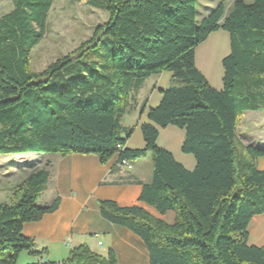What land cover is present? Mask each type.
<instances>
[{"label": "trees", "instance_id": "trees-1", "mask_svg": "<svg viewBox=\"0 0 264 264\" xmlns=\"http://www.w3.org/2000/svg\"><path fill=\"white\" fill-rule=\"evenodd\" d=\"M0 16V155L95 154L121 164L147 153L151 172L139 200L160 214L174 212L171 224L139 206L99 201L101 216L144 242L149 264H264V246L248 244L247 227L264 214V149L243 144L240 117L264 111V0L218 2L199 20L197 0H85L107 12V20L70 52L41 71L30 67V52L45 33L53 0H10ZM80 2L82 0H68ZM217 30L229 36L221 60L222 88H213L195 65V50ZM171 72L149 121L185 133L188 170L156 144L158 131L140 125L143 148H126L132 129L120 123L131 91L152 74ZM119 145V147H118ZM26 163L29 172L0 201V264H17L19 254H45L22 234L27 222L57 207L37 202L50 172ZM30 264H117L86 244L70 249L63 262Z\"/></svg>", "mask_w": 264, "mask_h": 264}, {"label": "crops", "instance_id": "crops-1", "mask_svg": "<svg viewBox=\"0 0 264 264\" xmlns=\"http://www.w3.org/2000/svg\"><path fill=\"white\" fill-rule=\"evenodd\" d=\"M223 34L220 30L212 32L195 50L196 67L206 78L213 80L211 84L217 90L222 85L216 78V62L210 59L205 66L198 62L196 53L204 46L208 48L210 44L211 51L217 57L219 54L218 59L221 61L229 52L225 50ZM170 79L169 71L152 74L131 91L129 106L120 119L125 130L132 129L125 147L143 148L145 142L141 136L140 125L151 123L158 131L156 144L170 152L184 168L193 170L196 166L195 158L181 150L184 131L173 125L162 128L147 117L148 110L159 103L160 90L169 86ZM124 117L131 124H123ZM21 156L36 158L38 168L45 165L49 170L46 188L37 203L40 206H49L57 199V207L54 211L45 213L38 221L23 225L22 234L32 238L37 249H45L46 252L36 257L23 251L19 254L17 264L37 261L63 262L68 258L70 249L80 244H86L90 250L102 256L108 250L112 251L117 264H149L147 248L142 239L127 228L105 220L99 210V201L110 200L121 207L139 206L155 218L168 224L173 222V211L160 214L139 200L141 184L150 178L149 153L130 162V168L120 164L116 156L106 164L99 163L95 154H25L17 155V158ZM256 164L259 169H264V156L257 158ZM247 233L248 244L264 246V214L255 215L251 219ZM98 241L101 245L97 244Z\"/></svg>", "mask_w": 264, "mask_h": 264}, {"label": "rangeland", "instance_id": "rangeland-1", "mask_svg": "<svg viewBox=\"0 0 264 264\" xmlns=\"http://www.w3.org/2000/svg\"><path fill=\"white\" fill-rule=\"evenodd\" d=\"M220 1H224L228 9L233 0H197L196 18L199 20L203 15L206 16L207 12ZM243 1L250 3L252 0ZM11 8L10 0H0V16L7 13ZM107 17L106 11L90 6L85 0L80 2L53 0L47 15L45 33L30 52L31 69L41 71L56 58L73 50L81 41L92 34L97 24L105 22ZM220 32L224 33L223 43L225 50L229 51L228 33L224 30H220ZM208 46V48L204 46L196 53L197 60L205 66H207L208 60H214L217 67L216 78L221 83L223 68L220 59H218L219 54L217 57L211 51L210 44ZM206 79L212 86L213 80ZM123 124L131 123L124 117ZM237 131L243 144H251L264 149V111L245 112L240 117ZM33 161V158L28 159L26 156L17 158L15 154L0 155V201L8 199L12 188L29 170L26 163H34ZM42 167H45V165H42Z\"/></svg>", "mask_w": 264, "mask_h": 264}, {"label": "built area", "instance_id": "built-area-1", "mask_svg": "<svg viewBox=\"0 0 264 264\" xmlns=\"http://www.w3.org/2000/svg\"><path fill=\"white\" fill-rule=\"evenodd\" d=\"M118 147H119V145H118ZM121 164H122V165H125V166L128 167V168L131 167V164H130L129 162H127V161H122ZM94 236L96 237L97 235H94ZM97 244H98V245H101V242L98 241Z\"/></svg>", "mask_w": 264, "mask_h": 264}, {"label": "bare ground", "instance_id": "bare-ground-1", "mask_svg": "<svg viewBox=\"0 0 264 264\" xmlns=\"http://www.w3.org/2000/svg\"><path fill=\"white\" fill-rule=\"evenodd\" d=\"M219 74V73H218ZM219 76V75H218Z\"/></svg>", "mask_w": 264, "mask_h": 264}]
</instances>
